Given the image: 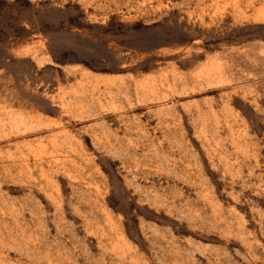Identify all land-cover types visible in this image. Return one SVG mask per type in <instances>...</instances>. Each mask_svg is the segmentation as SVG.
Wrapping results in <instances>:
<instances>
[{
	"label": "rangeland",
	"instance_id": "1",
	"mask_svg": "<svg viewBox=\"0 0 264 264\" xmlns=\"http://www.w3.org/2000/svg\"><path fill=\"white\" fill-rule=\"evenodd\" d=\"M0 264H264V0H0Z\"/></svg>",
	"mask_w": 264,
	"mask_h": 264
}]
</instances>
